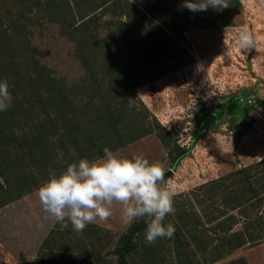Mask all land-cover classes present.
Wrapping results in <instances>:
<instances>
[{
    "label": "rangeland",
    "instance_id": "374dc122",
    "mask_svg": "<svg viewBox=\"0 0 264 264\" xmlns=\"http://www.w3.org/2000/svg\"><path fill=\"white\" fill-rule=\"evenodd\" d=\"M29 1L37 2L31 11L20 8L19 1L0 0L1 28L13 23L12 39L20 33L16 42L34 52L36 64L31 65L32 70L37 69L36 65L42 66L67 86L80 82L86 71L76 55L75 44L62 32L65 26L60 17L50 20L51 7H56L54 2L65 8L63 4L71 0ZM180 1L155 0V4L179 11L185 3L183 0L180 5ZM95 2L97 10L92 15L98 26L97 38L121 58L129 50L130 37L139 31L146 35L154 29L155 21L146 13L150 0ZM229 5L219 11L209 8V13L194 12L191 28L180 30L174 23L178 28L164 30L156 39L144 35L139 40L153 56L158 53L156 58L145 57L144 63L150 68L160 64L171 71L130 91V106L137 108L139 117L157 126L154 132L114 152L129 158L142 154L150 162L164 164L166 181L176 193L175 212L165 218V224L174 225L175 233L171 239L150 245L144 242L145 229L127 235L132 249L124 253L126 264H205L214 257L210 247L218 244L223 257L215 264L235 260L264 264L263 235L254 233L257 240H246L240 247L228 250L224 231L215 230L224 221V215L216 213L219 210L224 214V191L237 193L231 197L237 198L241 185L239 172L243 168L256 166L264 182V0H236ZM130 21L138 28L128 26L120 31L117 23ZM17 24L24 25L21 31L16 30ZM242 29L254 39V48L243 54L237 51L235 41ZM9 54L0 43V60L7 70L4 81L13 88L16 77ZM15 94V98L22 96L19 92ZM46 116L37 111L33 118L39 122ZM18 125L0 127L9 141L0 140L3 158L0 157V264H117L116 250L127 241L121 237L131 226L122 222V207L117 204L107 222L89 224L82 232L73 231L70 223L61 230L43 211L36 195L49 173H59L65 167L64 152L57 140L59 131L51 138L56 149L45 168V176L33 180L36 170L30 162L20 157L12 161L21 149L18 145L23 140V128H29L22 123ZM160 130L167 134L165 146L188 150L178 163L174 162L177 153L162 145ZM24 179L29 183L21 186ZM256 186V196L250 197L244 191L241 202L236 201L238 207L233 213L238 229L255 227L256 223L263 225L264 189ZM251 203L255 205L253 210L249 208ZM206 217L216 220L202 222ZM192 237L205 242V252L198 253L190 241ZM175 238L180 241L178 252L174 249Z\"/></svg>",
    "mask_w": 264,
    "mask_h": 264
},
{
    "label": "trees",
    "instance_id": "16d2710c",
    "mask_svg": "<svg viewBox=\"0 0 264 264\" xmlns=\"http://www.w3.org/2000/svg\"><path fill=\"white\" fill-rule=\"evenodd\" d=\"M16 1H19L21 3L20 8L25 7L26 11H31L34 6H37V2L31 4L29 0ZM54 3L56 7H51L50 20H54L57 16L60 17V22H63L62 24L65 26V30L62 32L74 42L76 55L86 71L85 77L78 83H69L67 86L59 79L51 76L50 72L48 73L42 66L36 65L37 69L32 70L31 65L36 64L34 52L30 48L28 50L22 48L21 44L16 42L20 33L15 40L12 39V32L15 31L13 23L5 28H1L2 25L0 24V43H3L6 46V52L9 51L10 53V63L16 77L14 87L9 88L12 95L11 107L0 112V127H14L15 125L19 127V123L27 127L29 125L27 129H24L23 126L21 132L23 140L18 145L21 149H18L20 152H17L12 161L24 158L28 163L30 162L36 170V177H32L33 180L40 179L41 176L43 178L46 174L45 168H47L50 159L54 157V150L56 149L51 138L52 136L55 137L54 134L57 131H59L58 145L64 152L62 154L64 165L66 162L76 159L71 155L72 150H75L79 157L92 159L102 156L105 147L115 151L125 144L132 143L154 132L157 124L139 117L140 115L136 112L137 108L130 106V91L138 85L155 80L171 71L168 67L163 68L160 64L159 67L150 68L149 64L143 62L145 57L156 58L158 53L153 56L150 49L139 43V40L145 35L141 31L129 38L132 42L129 44V50L124 58L112 52L101 39L97 38L98 26L94 22V15H92L97 10L95 0L67 1L63 4L65 8H62L58 2ZM234 3L236 0H229V4ZM149 5L146 13L155 21L154 29L145 35L149 39H156L158 34L163 33L164 30L178 28L174 26V23L178 24L179 29L191 28L194 25V12L184 7L183 0L180 1V5L183 7L179 11L162 8V6L155 4V0H150ZM204 12L209 13V10ZM76 23H78L77 26H75ZM117 24L120 31L128 26L137 27L131 21ZM23 27L24 25L17 24L16 30L21 31ZM126 35L128 34L126 33ZM164 36L170 39V36L166 34ZM5 68L3 61L0 60V81H4V77H6ZM16 92L22 96L15 98ZM35 92L39 96L35 95ZM37 111L39 114L48 116L37 122L33 118ZM166 136V132L161 131L158 134L162 145L171 153H177L174 162L178 163L188 154V150L177 146L173 149L168 148L165 146ZM0 140L9 142L1 129ZM13 148L16 153V148ZM0 157L3 159L2 152H0ZM255 168L256 166L245 167L239 172L241 174L240 190L237 189L239 195L236 199H232L231 197L237 193L224 191V214L221 213L222 211H216L217 216L224 215V221L220 222L215 230L224 231V243H227L225 249L228 247V250L234 247L238 248L246 240L255 241L258 239L256 234L264 236V222L262 226H258L256 223L255 227L249 225L244 229H238L236 214L233 213L238 207L236 201L239 202L240 200L241 202V198L245 194L244 191H248L252 197L258 194L256 184L264 189L263 177L258 176L261 173ZM28 183L29 181L24 179L21 186H26ZM1 190L2 186H0ZM221 192L223 191L221 190ZM20 193L18 192L19 195ZM253 207L255 205L251 203L249 208L253 210ZM215 220V218L206 217L202 222L210 223L215 222ZM199 223L200 221H197V224ZM145 228L144 219H138L127 229L126 235L121 237L127 241L120 250H116L118 253L117 264H126L124 253L132 249V244H130L127 235L133 236ZM175 240L174 249L178 252L181 246L177 243L180 241L178 238ZM191 240L195 244V249L199 250L198 253L205 252L207 247L205 242L198 241L195 237H192ZM219 246L221 245H213L210 247L211 249L209 248L214 257L206 260L205 264H215L223 257V254L219 252ZM226 264L246 263L242 260H235Z\"/></svg>",
    "mask_w": 264,
    "mask_h": 264
},
{
    "label": "clouds",
    "instance_id": "9594fccd",
    "mask_svg": "<svg viewBox=\"0 0 264 264\" xmlns=\"http://www.w3.org/2000/svg\"><path fill=\"white\" fill-rule=\"evenodd\" d=\"M229 0H185L184 7L191 12L222 10ZM236 49L243 54L254 48V39L247 30H240L235 38ZM12 95L7 81H0V112L11 107ZM166 152V150H165ZM66 162L59 173L51 172L41 183L36 195L44 212L63 230L72 226L82 232L87 225L107 222L117 204L122 207V222L130 226L144 219V242L154 244L171 239L175 227L165 224V218L174 214L175 191L166 181L161 161L150 162L142 154L131 158L117 155L108 147L103 155L89 159L79 157Z\"/></svg>",
    "mask_w": 264,
    "mask_h": 264
}]
</instances>
